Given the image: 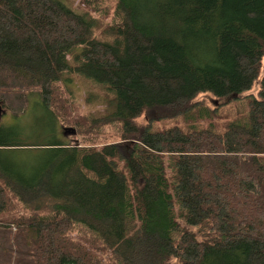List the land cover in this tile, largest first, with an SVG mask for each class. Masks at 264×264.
<instances>
[{
	"label": "trees",
	"instance_id": "16d2710c",
	"mask_svg": "<svg viewBox=\"0 0 264 264\" xmlns=\"http://www.w3.org/2000/svg\"><path fill=\"white\" fill-rule=\"evenodd\" d=\"M114 3L99 26L59 0H0V106L16 118L32 101L55 121V86L81 75L104 90L90 121L117 123L129 150L30 143L0 125V150L50 154L25 175L0 165V264H101L97 252L117 264H264V0ZM260 70L245 120L221 132L136 122L211 113L198 94L236 96ZM73 224L94 240L72 238Z\"/></svg>",
	"mask_w": 264,
	"mask_h": 264
},
{
	"label": "rangeland",
	"instance_id": "374dc122",
	"mask_svg": "<svg viewBox=\"0 0 264 264\" xmlns=\"http://www.w3.org/2000/svg\"><path fill=\"white\" fill-rule=\"evenodd\" d=\"M66 7L75 12L87 11L91 17L96 18L102 24L110 23L114 19V0H88L83 4L79 0H59ZM100 28H96L97 34ZM68 58V56H67ZM253 80L249 89L236 96L223 98L217 101L210 93H200L194 100L202 103L212 112L205 113L202 110L198 117V107L194 106L178 113L176 116L148 121L142 113L136 122L140 125H149L150 131L168 128L177 125L186 130L191 126L208 127L216 132H221L228 122L241 123L245 120L248 110V100L258 96V79ZM104 90L100 84L93 82L78 74H68L64 80L59 82L54 89L53 98L58 106V117L53 121L49 114L42 108L37 107L32 101L28 104L24 114L13 117L9 110L0 106V125L16 126L21 132L22 140L34 143L59 136L64 143L74 146H100L103 143H116L120 156L127 157L129 150L123 146L119 137V126L117 123L99 124L94 123L91 118L96 117L103 108L100 101ZM32 96L31 100H38ZM197 114V115H196ZM80 125H78V124ZM71 128L74 132L65 130ZM50 159L47 150L38 147H26L20 149L0 150V165L9 171L19 172L22 175L30 173L42 162ZM120 163V162H119ZM16 214L27 212L25 208L14 206ZM69 235L82 243L94 240L91 233L78 224H73L68 231ZM95 245H97L95 243ZM101 264H117L108 252H97ZM165 264H179L175 259H168Z\"/></svg>",
	"mask_w": 264,
	"mask_h": 264
},
{
	"label": "water",
	"instance_id": "95a60500",
	"mask_svg": "<svg viewBox=\"0 0 264 264\" xmlns=\"http://www.w3.org/2000/svg\"><path fill=\"white\" fill-rule=\"evenodd\" d=\"M232 96H235V94H234V95H232ZM65 130H69L70 132H74V130H73V129H71V128H68V129H65Z\"/></svg>",
	"mask_w": 264,
	"mask_h": 264
}]
</instances>
